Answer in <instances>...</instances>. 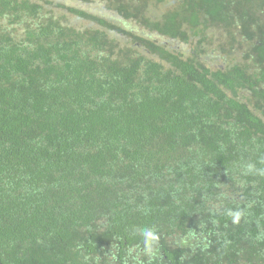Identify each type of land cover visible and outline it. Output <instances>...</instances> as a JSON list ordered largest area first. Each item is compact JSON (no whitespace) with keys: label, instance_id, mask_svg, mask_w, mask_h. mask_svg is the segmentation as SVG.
<instances>
[{"label":"trees","instance_id":"1","mask_svg":"<svg viewBox=\"0 0 264 264\" xmlns=\"http://www.w3.org/2000/svg\"><path fill=\"white\" fill-rule=\"evenodd\" d=\"M224 239L262 264L264 0H0V263Z\"/></svg>","mask_w":264,"mask_h":264},{"label":"flooded vegetation","instance_id":"2","mask_svg":"<svg viewBox=\"0 0 264 264\" xmlns=\"http://www.w3.org/2000/svg\"><path fill=\"white\" fill-rule=\"evenodd\" d=\"M225 243L227 245L222 250L216 249L207 240H191L183 243L178 241L169 245L173 250H169V247L163 250L160 243L152 244L150 241L126 247H114L109 244L107 248H112L114 254L108 256L107 252L111 253V250H105L106 261L98 256L96 262L97 264H257L255 256L248 253L243 245L238 247L237 242L228 244L227 240ZM259 261L264 264L263 254L259 257Z\"/></svg>","mask_w":264,"mask_h":264},{"label":"rangeland","instance_id":"3","mask_svg":"<svg viewBox=\"0 0 264 264\" xmlns=\"http://www.w3.org/2000/svg\"><path fill=\"white\" fill-rule=\"evenodd\" d=\"M87 9L89 10V11H92V12H94V13H97V14H100V15H103V14H105L104 13V11H105V9H104V5H100V4H91V5H88L87 6ZM106 15V14H105ZM195 44L196 43H193V45H190L189 47L191 48V50H192V48L195 46ZM169 250H173L172 249V247H169L168 248ZM106 250L108 251V250H111L112 251V248H106ZM114 254V252L112 253H109V252H107V255L108 256H111V255H113Z\"/></svg>","mask_w":264,"mask_h":264},{"label":"clouds","instance_id":"4","mask_svg":"<svg viewBox=\"0 0 264 264\" xmlns=\"http://www.w3.org/2000/svg\"><path fill=\"white\" fill-rule=\"evenodd\" d=\"M175 242H178V241H175ZM141 251H143V250H141ZM141 251H140V252H141Z\"/></svg>","mask_w":264,"mask_h":264}]
</instances>
